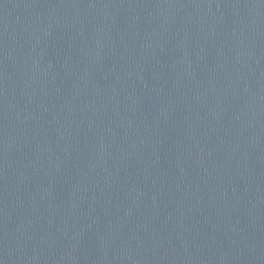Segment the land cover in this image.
<instances>
[{"label": "water", "instance_id": "1", "mask_svg": "<svg viewBox=\"0 0 264 264\" xmlns=\"http://www.w3.org/2000/svg\"><path fill=\"white\" fill-rule=\"evenodd\" d=\"M0 264H264V0H0Z\"/></svg>", "mask_w": 264, "mask_h": 264}]
</instances>
